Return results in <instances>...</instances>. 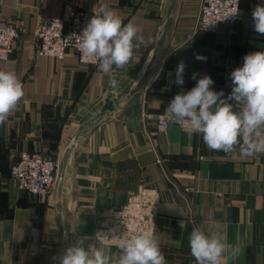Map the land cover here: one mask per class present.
<instances>
[{
  "label": "crops",
  "instance_id": "crops-1",
  "mask_svg": "<svg viewBox=\"0 0 264 264\" xmlns=\"http://www.w3.org/2000/svg\"><path fill=\"white\" fill-rule=\"evenodd\" d=\"M258 4L264 0L243 1L239 21L211 34L198 30L202 0H0V19L20 30L14 56L0 61V70L15 72L24 86L18 107L0 124V264H59L63 251L84 236L90 237L85 247H105L95 240L97 228L141 185L161 197L154 236L166 264H196L190 233L197 227L207 232L210 223L223 225L226 242L239 250L226 264H264V153L242 158L239 151H212L182 125L171 123L159 133L157 124L174 96L205 75L214 81L212 90L227 97L230 73L246 54L264 51V34L253 29ZM103 5L155 43L107 74L82 64L73 50L63 59L38 55L43 17L68 19L74 10ZM152 50L144 80L122 111L108 116L107 100L129 93ZM180 61L182 86L174 82ZM73 140L78 146L68 150ZM23 153L60 160L61 181L47 204L34 201L13 178Z\"/></svg>",
  "mask_w": 264,
  "mask_h": 264
},
{
  "label": "clouds",
  "instance_id": "clouds-1",
  "mask_svg": "<svg viewBox=\"0 0 264 264\" xmlns=\"http://www.w3.org/2000/svg\"><path fill=\"white\" fill-rule=\"evenodd\" d=\"M252 19L254 31L264 34V4L253 9ZM64 41L75 45L85 61L105 74L125 68L134 51L155 43L146 40L132 22L124 24L107 5L94 11L79 35L74 33ZM184 72L185 64L180 61L175 69L177 85L184 84ZM192 78L196 79V74ZM230 79L232 90L225 98L223 91L212 90L214 81L210 76L199 78L190 91L174 96L163 115L168 122L186 127L190 134L201 135L209 150L225 154L238 150L242 158H251L264 153V51L246 54L243 65L230 73ZM118 84L116 79L110 80L111 87ZM23 97L24 86L17 74L0 70V124ZM99 235L98 232L96 236ZM113 237L117 252L93 244L85 247L90 237L84 236L63 251L59 264H166L152 230ZM188 243L196 264H226L227 258H234L239 251L226 242L225 227L219 223H210L207 232L193 228Z\"/></svg>",
  "mask_w": 264,
  "mask_h": 264
},
{
  "label": "built area",
  "instance_id": "built-area-1",
  "mask_svg": "<svg viewBox=\"0 0 264 264\" xmlns=\"http://www.w3.org/2000/svg\"><path fill=\"white\" fill-rule=\"evenodd\" d=\"M243 1L245 0H202L198 30L215 34L223 25L233 27L240 19ZM93 15L94 11L82 9L74 10L68 19L43 17L38 31V55L63 59L69 50H73L82 64L97 67L85 61L75 45H66L64 41L74 33L79 35ZM19 37L20 30L15 23L0 19V61L6 62L14 56L15 44ZM157 124L159 133L167 131L171 125L165 116L160 117ZM158 163L163 162L158 159ZM60 174V160L42 154L23 153L12 167L13 178L19 187L34 201L42 204L49 202L52 189L59 183ZM160 201V194L155 188L141 185L124 207L106 214L95 232L96 242L117 249L113 235L131 236L142 230H152L155 234ZM112 230H115L114 233ZM98 232L101 235L96 236Z\"/></svg>",
  "mask_w": 264,
  "mask_h": 264
},
{
  "label": "water",
  "instance_id": "water-1",
  "mask_svg": "<svg viewBox=\"0 0 264 264\" xmlns=\"http://www.w3.org/2000/svg\"><path fill=\"white\" fill-rule=\"evenodd\" d=\"M154 55H155V50H152L151 53L149 54V57H148L147 61L145 62V64L141 68V70L138 72L133 84L130 87L129 93L126 96L122 97L121 100H118V101L113 99V98H109L107 100L106 106L104 108V112L108 116L117 114V113L122 111V109L124 108V103L131 99L133 92L138 89V87L140 86L141 82L144 80L145 76L147 75L148 70H149V68H150V66L152 64L153 59H154ZM77 146H78L77 141L73 140L70 143V145L68 146V150L72 149L73 147H77ZM72 169H73V156L70 159L69 164H68L67 169H66L67 181L71 177ZM60 181H61V176H60V179H59V183H60Z\"/></svg>",
  "mask_w": 264,
  "mask_h": 264
}]
</instances>
